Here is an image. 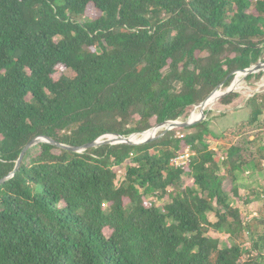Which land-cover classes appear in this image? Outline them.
I'll use <instances>...</instances> for the list:
<instances>
[{"label": "trees", "instance_id": "obj_1", "mask_svg": "<svg viewBox=\"0 0 264 264\" xmlns=\"http://www.w3.org/2000/svg\"><path fill=\"white\" fill-rule=\"evenodd\" d=\"M263 48L264 0H0V180L38 136L80 147L186 119ZM260 102L246 100L250 123ZM209 122L142 145L33 146L0 183V264H264V200L250 221L229 199L264 143L215 150ZM186 149L190 162L172 167Z\"/></svg>", "mask_w": 264, "mask_h": 264}, {"label": "rangeland", "instance_id": "obj_2", "mask_svg": "<svg viewBox=\"0 0 264 264\" xmlns=\"http://www.w3.org/2000/svg\"><path fill=\"white\" fill-rule=\"evenodd\" d=\"M88 18H91V14L87 16ZM85 20L86 18H81V20ZM264 61V48L263 52L261 55V58L259 62ZM63 71L59 70L58 74L54 76L55 79L59 77V75L62 74ZM256 76L252 77L251 79H244L241 84V88H236L235 92L238 93L239 98H237L232 105L230 106H224L223 104H219L218 102L214 103L212 107H210V110L206 107L205 111H207V115L205 119L210 120V130L217 134L218 136L221 137L220 143L217 142H211V147L213 149H217L219 146L226 147L229 144L235 143L236 141H239L242 138H245L246 140L248 139L249 136H254L256 137V142L253 146H249V149L252 151L256 152L257 151V146L261 145L264 143V110L261 112V115L258 116L257 121L250 123V111L251 109L246 105V100L252 97L253 95L256 94H263L264 93V71L258 72L254 74ZM262 84V85H261ZM262 86V87H260ZM246 87V89H245ZM220 91H224V88H220ZM244 93V94H243ZM260 105H263L264 108V102H260ZM195 107H193L194 109ZM192 109V110H193ZM196 111H200V108H198ZM190 116V114H189ZM188 116V117H189ZM187 117V118H188ZM186 119H179V121H186ZM155 127V126H153ZM151 127V128H153ZM150 128V129H151ZM194 130H186L185 133H191ZM161 132V130L157 131L156 133L158 134ZM240 135V137H238ZM138 138L141 139V135L137 136ZM263 141V142H262ZM261 164V162H260ZM130 165L129 161H127L123 166L121 167H115L114 171L117 174V180L120 182L123 180V174L125 172V166ZM258 177H264V167L262 168L261 171H259ZM256 174V173H255ZM247 175H242L240 180V186L243 191H246L248 193L247 185H251V182H245V179ZM256 177V176H255ZM249 179H252V177ZM245 180V181H244ZM185 185L186 186H192L193 185V180L192 179H186L185 180ZM252 186V185H251ZM248 187L249 189L251 188ZM229 189V188H228ZM257 194L260 195V198L263 199L264 195V188L263 187H257L256 189ZM165 198V197H164ZM259 198V199H260ZM229 199L230 201H234L232 195L229 193ZM156 201L157 205L160 206L163 203V200L155 198L153 199ZM165 200H167L165 198ZM258 203L261 202L260 200L257 201ZM241 211L246 214L251 218L252 216H255L256 213H253V203H250L249 207L243 203H239ZM260 204V203H259ZM233 205H236V203ZM209 218L214 220V217L212 214H208ZM104 233L106 235L109 234V231L106 229L104 230ZM209 236L213 238H218L222 240V242L226 241L225 237L226 235L222 232H216V231H210ZM245 235L246 239V244L245 248L246 250H249L250 244L248 243L249 236Z\"/></svg>", "mask_w": 264, "mask_h": 264}, {"label": "water", "instance_id": "obj_3", "mask_svg": "<svg viewBox=\"0 0 264 264\" xmlns=\"http://www.w3.org/2000/svg\"><path fill=\"white\" fill-rule=\"evenodd\" d=\"M261 71H264V61H262V62L258 61L256 64H254V65H252L246 69H243V70L236 72L231 84L227 88H225L224 91H220L218 93V95L216 97H214V100L212 103L214 104L221 97L226 96L229 93L235 92L236 87L233 85V81H234L237 73L241 74V78L239 79V83H240L248 75L256 74V73L261 72ZM218 90L219 89H214L206 97V99L204 101H202L199 105L195 106V107H200V113H199V116L197 118L191 119L189 116L186 121H179V120L166 121V122H163L161 124L156 125L155 127L151 128L145 132H142V133H135V134H132L130 136H123V135H118V134H105V135H102L99 138L95 139L94 141L87 143L85 145H82L80 147L65 145V144L59 143V142L55 141L54 139H52L51 137H47V136L35 137L22 149V151L19 155V158L16 161V165H15L14 170L8 176H6L4 179L0 180V183L11 178L14 175L15 171L18 170L19 165L21 164L22 159H23L24 155L26 154V152L29 149H31L33 146H36L40 143L50 144V145H53V146L60 148L62 150L81 153V152H83L89 148L98 147L101 145H115V144L142 145V144H146V143H149V142L155 140L159 136H163L165 134V132L172 130L174 128H178V127L187 128V127H190L192 125H195V124L199 123L200 121H202L206 118L208 110L205 111V109H206L205 104L212 97V95ZM208 109L210 110V107H208ZM150 130H156V132L161 130V131H163V133L160 134L159 136H157V133L155 132L152 135H148L147 137H143L141 139L139 138L138 140L133 139V137H135V136L137 137L138 135H143L144 133H147Z\"/></svg>", "mask_w": 264, "mask_h": 264}, {"label": "crops", "instance_id": "obj_4", "mask_svg": "<svg viewBox=\"0 0 264 264\" xmlns=\"http://www.w3.org/2000/svg\"><path fill=\"white\" fill-rule=\"evenodd\" d=\"M264 167V159H262L261 161V164L259 167L257 168H245L243 171H239V172H236V187L240 193V199L239 200H235L234 201H231V204L233 205V203L236 205H233L235 207H237L239 210H240V213L242 214V216L246 219V220H252L254 217H258L260 214V211L262 209V205H263V200H264V195H263V199L260 198V195L257 194V187H263L264 188V177H258L259 171L262 170V168ZM256 173V174H255ZM242 175H247L246 178L248 179H245L244 181L245 182H251V185H247V189H248V193L246 191H243L241 186H240V178ZM256 176V177H255ZM249 177L252 179H249ZM251 188L249 189L248 187ZM260 198V199H259ZM258 200H260L261 202H257ZM239 203H243L245 205H247L249 207L250 203H253V213H256L255 216H252L251 218L246 214V216L244 215V213L241 211V208H240V204ZM212 221V219H210Z\"/></svg>", "mask_w": 264, "mask_h": 264}, {"label": "bare ground", "instance_id": "obj_5", "mask_svg": "<svg viewBox=\"0 0 264 264\" xmlns=\"http://www.w3.org/2000/svg\"><path fill=\"white\" fill-rule=\"evenodd\" d=\"M238 75H241L240 73H238L237 75H236V77L238 76ZM236 77H235V79H236ZM235 79H234V81H233V85L236 87V88H238V86H240L241 87V84L240 83H235ZM262 85V84H261ZM260 87H262V86H260ZM245 89H246V87H245ZM220 92V91H219ZM219 92H217V93H215L214 95H212V97L208 100V102L205 104V107H212L214 104L212 103L213 102V100H214V97H216L217 95H218V93ZM244 94V93H243ZM198 108H200V107H196L195 109H194V111L190 114V118L191 119H195V118H197V116L199 115V113H200V111H196ZM156 132V130H150V131H148L147 133H144L143 135H141V138H143V137H147L148 135H152L153 133H155ZM133 139L134 140H138L139 138L138 137H133Z\"/></svg>", "mask_w": 264, "mask_h": 264}, {"label": "built area", "instance_id": "obj_6", "mask_svg": "<svg viewBox=\"0 0 264 264\" xmlns=\"http://www.w3.org/2000/svg\"><path fill=\"white\" fill-rule=\"evenodd\" d=\"M192 153L189 149H186L184 153L178 155L170 160V165L174 168H183L188 162H190V157ZM248 233H246L247 235Z\"/></svg>", "mask_w": 264, "mask_h": 264}]
</instances>
